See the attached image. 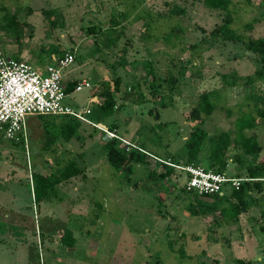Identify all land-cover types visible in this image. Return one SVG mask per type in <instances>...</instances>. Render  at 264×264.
Wrapping results in <instances>:
<instances>
[{"label": "rangeland", "instance_id": "rangeland-1", "mask_svg": "<svg viewBox=\"0 0 264 264\" xmlns=\"http://www.w3.org/2000/svg\"><path fill=\"white\" fill-rule=\"evenodd\" d=\"M231 3L236 33L264 35V0ZM223 15L202 0H0V54L21 57V49L44 66L53 48L55 57L71 52L62 81L84 78L91 87L68 92L64 103L88 108L86 119L113 131L119 149H140L146 159L112 165L103 147L109 137L84 121L76 137L44 150L41 120L60 116H27L25 143L0 137V264H264V181L244 196L236 220H226L220 208L229 187L219 197L181 192L176 166L185 163L183 140L200 125L208 135L229 134L227 175L245 176L248 167L264 175V122L255 113L264 108V79L254 74L260 63L241 42L210 34ZM12 16L17 23L9 26ZM111 78L119 82L114 108L103 109L92 94ZM202 91L213 103L208 115L197 106ZM249 116L254 125L243 132L260 145L254 154L232 143L235 119ZM206 147L195 163L202 167ZM71 158L83 175L35 203L30 174ZM157 160L174 167L168 176L157 177ZM63 229L74 238L70 247L60 243Z\"/></svg>", "mask_w": 264, "mask_h": 264}, {"label": "trees", "instance_id": "trees-1", "mask_svg": "<svg viewBox=\"0 0 264 264\" xmlns=\"http://www.w3.org/2000/svg\"><path fill=\"white\" fill-rule=\"evenodd\" d=\"M250 2L251 0H245ZM203 4L211 9H218L223 11L224 15L222 17V22L210 31L212 36L221 35L224 39L229 41L241 42L245 49L258 56L260 67L254 70L256 77L264 79V35L258 37H248L243 38L239 33H236L230 26L231 16L228 12L229 6L232 5L231 0H202ZM7 25L12 23H17L16 19L8 17ZM115 21H112V23ZM12 33V31L10 30ZM17 38V37H16ZM53 51H57L56 47ZM50 52V54H52ZM64 51H58L59 56L62 55ZM16 58V57H15ZM225 83L228 85H233L234 80H227L225 76H222ZM173 81V79H171ZM100 85L96 91L93 92L94 100L100 104L103 109H113L114 108V92L118 90V79H101L99 81ZM74 80L63 81L64 91L66 93L70 92L73 88ZM102 97V100L98 102V97ZM264 100V96L262 97ZM199 110L204 114L208 115L213 110V103L209 97L208 92L202 91L199 93V101L197 104ZM257 117L261 118L264 122V108L259 107L255 109ZM37 117H42V115H37ZM81 121L70 115H60V117L43 119L41 120L42 135L44 141L42 142V149L49 150L52 145L58 140L68 141L72 137L77 136ZM254 125L253 116L248 118L238 117L235 119V134L232 139V143L235 147L240 148L246 154H254L258 152L260 145L257 143L256 138L253 134L245 135L244 129H250ZM110 128V127H109ZM118 139L111 138L104 145V150L106 153L107 160L114 166H120L126 161H145V153L140 149L137 153L130 151L125 154L121 149H119L116 144ZM208 142L207 148V160L203 167L211 169L215 172L225 173L227 157L225 155L226 150L231 144V139L226 131H221L214 135H208L206 130L200 125L193 127L187 137L183 140V145L186 149V159L185 163H196L197 159L200 158V152L205 148V143ZM15 143H21L15 141ZM203 154V153H202ZM236 158V156H235ZM174 160V159H172ZM158 161V160H157ZM165 160L158 161L162 165V171L157 175L158 178H164L168 176L174 167L163 163ZM170 163L175 164L174 161ZM77 174L83 175V168L79 167L76 160L71 158L68 159L60 166H56L54 170L47 174H41L39 172H32L31 176V192L32 199L35 203H39L41 200L48 198L51 195H55V186ZM226 174V173H225ZM230 177H240L246 178L238 183L236 188L229 186V194L224 197L227 200V206L220 208V214L222 218L226 220H236L239 212L246 207V200L244 196H247L252 188L259 189L260 183L264 181V175L262 174V169L258 167H248L245 176L229 175ZM181 192H186L183 187L180 186ZM195 194V193H194ZM197 195V194H196ZM215 197L223 196L219 194H213ZM212 196V195H204ZM236 199V202L231 199ZM264 233V228H260ZM74 238L71 235L69 229H63L60 243L66 247L73 245ZM236 262L241 263L240 259H236Z\"/></svg>", "mask_w": 264, "mask_h": 264}, {"label": "built area", "instance_id": "built-area-1", "mask_svg": "<svg viewBox=\"0 0 264 264\" xmlns=\"http://www.w3.org/2000/svg\"><path fill=\"white\" fill-rule=\"evenodd\" d=\"M73 61L71 52L65 51L55 57L44 72H38L26 61L0 54V137L3 139L26 142V117L31 115H70L80 121L89 123L111 138L113 131L89 122L85 115L86 108L75 110L65 104L61 70ZM91 84L84 78L74 81L70 92L90 88ZM184 181L181 187L186 192L197 195L221 194L222 187L236 188L241 180L246 178L230 177L221 172H215L195 163L180 164Z\"/></svg>", "mask_w": 264, "mask_h": 264}, {"label": "crops", "instance_id": "crops-1", "mask_svg": "<svg viewBox=\"0 0 264 264\" xmlns=\"http://www.w3.org/2000/svg\"><path fill=\"white\" fill-rule=\"evenodd\" d=\"M15 53L17 54L18 53V55H20L21 57H16L17 59H20V60H23V61H26L27 62V60H35L36 62L34 63V66H32L30 63V65L35 69V70H37L38 72H44V70H45V67L48 65V64H51L52 62H53V60L55 59V56H54V54H51V62L50 63H48V64H46V65H44V66H42V64L39 62L40 61V59L38 58V57H32V56H29V57H27V55H29V54H27L26 52H24L23 50H21V49H17L16 51H15ZM24 58H25V60H24ZM27 59V60H26ZM28 63V62H27ZM64 81V80H63Z\"/></svg>", "mask_w": 264, "mask_h": 264}, {"label": "water", "instance_id": "water-1", "mask_svg": "<svg viewBox=\"0 0 264 264\" xmlns=\"http://www.w3.org/2000/svg\"><path fill=\"white\" fill-rule=\"evenodd\" d=\"M17 240V238H15Z\"/></svg>", "mask_w": 264, "mask_h": 264}]
</instances>
